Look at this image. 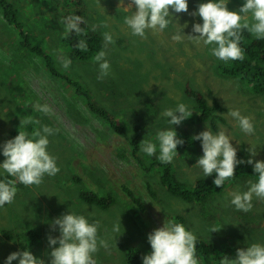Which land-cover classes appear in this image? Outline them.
Listing matches in <instances>:
<instances>
[{
	"label": "rangeland",
	"instance_id": "374dc122",
	"mask_svg": "<svg viewBox=\"0 0 264 264\" xmlns=\"http://www.w3.org/2000/svg\"><path fill=\"white\" fill-rule=\"evenodd\" d=\"M9 2L15 5L23 27L19 31L9 25L0 4V164L6 159L2 145L19 130L31 138L34 131L48 126L57 130L48 137V151L57 158L60 171L54 177L46 175L39 186H25L14 177L21 187H16L12 204L0 207V264H5L11 253L23 250L50 264L48 236L60 235L58 226L52 231L51 222L70 212L84 215L90 223L99 222L98 237L109 247H100L94 254L97 264H128L131 249H139L144 256L150 254L148 235L163 227L166 219L183 224L197 237V243L215 245L216 257L221 258L217 264H222L225 257L235 259L240 248L264 245V200L253 197L249 212L238 211L231 204L230 193L247 191L249 181L256 182L246 173L236 177L239 168L222 194L203 202L174 195L162 181L163 162L158 159V133L162 130H175L184 140L168 164L184 189L216 177L215 173L205 177L196 166L203 150L202 141L193 137L203 131L210 130L214 135L224 131L237 148L238 159L264 161V95H254L240 78L221 77L217 69L220 62L225 66L227 62L211 54L214 45L196 44L187 36L181 42L172 39L183 31L185 35H198L192 32V26L202 24L201 18L170 9L174 18L168 28L158 33L149 30L141 38L131 35L124 23L125 16L135 9L125 11L120 0ZM128 2L124 0L125 7ZM245 2L228 0L227 6L238 11ZM188 3L189 12H193L202 1ZM73 12L92 30L96 26L95 32L103 41L101 50L106 51L110 63V73L103 79L98 78L100 69L94 56L82 60L67 44L71 34L66 38L61 21ZM104 23L108 27H103ZM105 32L114 40L106 49ZM35 47L40 48L41 55L31 52ZM47 58L60 76L49 69ZM64 58L72 60L69 69L62 66ZM193 89L210 104L216 101L223 107L224 112L216 111L226 121L219 131L214 132L210 125H188L186 120L171 125L170 118L162 114L180 103L192 109ZM37 102L49 105L53 113L36 111L33 106ZM93 105L105 108L123 132L116 134L109 120L91 110ZM234 110L251 119L254 134H245L238 121L228 115ZM28 118L32 122L20 127L21 120ZM137 127L141 128L140 146L143 141L156 144L155 155L148 156L141 150L134 154L131 140L138 136ZM250 149L256 151L255 156ZM247 165L240 164V170L245 171ZM0 175L8 174L0 168ZM83 190L111 197L115 204L109 210L85 204L79 198ZM126 190L141 200L145 212L137 210ZM116 223H120L119 232L113 231ZM2 230L14 239H7Z\"/></svg>",
	"mask_w": 264,
	"mask_h": 264
},
{
	"label": "clouds",
	"instance_id": "9594fccd",
	"mask_svg": "<svg viewBox=\"0 0 264 264\" xmlns=\"http://www.w3.org/2000/svg\"><path fill=\"white\" fill-rule=\"evenodd\" d=\"M125 11L133 10L132 14L125 16L124 23L131 31V35L146 37L147 31L153 33L163 32L173 22L172 12L188 13L190 16L199 17L203 23H195L192 32L198 35H183L177 33L172 39L181 42L184 36L196 44L203 42L204 45H214L211 54L221 61L243 60L244 50L240 47L242 33L247 31L257 40H264V0H246L238 11L228 8V0H208L206 3L197 5V11L189 12L188 0H129L127 7L124 0H120ZM170 9L172 12H170ZM249 15L251 19H249ZM61 23L65 26L66 38L75 32L77 36L83 32L81 24L84 23L80 15L68 16ZM108 27L107 23L102 25ZM186 28L188 25H184ZM96 26H93V31ZM104 47L114 43L113 36L105 32ZM74 47L81 52L88 51V43L80 39ZM106 51H99L94 61L99 65V79H103L110 73V63L106 59ZM72 65L70 58L62 60L64 69ZM36 111L45 115H51L53 110L47 104L37 102L34 106ZM170 118L169 124L180 125L193 115L184 103H180L175 109L168 108L162 113ZM228 115L235 118L240 129L252 135L255 133L254 125L249 117L242 116L239 110L229 111ZM31 118L21 120V125L31 123ZM57 131L48 126H43L42 131L37 130L31 134L20 131L17 136L7 140L3 145V155L6 157L0 164V168L9 176L15 177L25 186H39L44 177L55 176L60 168L57 166V158L48 151L49 139ZM194 140L202 141L203 156L198 159L196 166L203 170L205 177L216 174L213 183L222 187L226 180L235 177L238 165L247 163L254 166V172L258 175L257 182L249 181V187L244 192L230 193L231 204L238 211L249 212L253 209V197L264 200V161H247L238 159L237 148L231 143V139L224 131L213 134L210 130L203 131L193 137ZM159 156L158 159L171 164L177 152L178 146L184 144L175 130H162L158 133ZM141 151L148 156L156 154L157 145L143 141ZM252 156L256 155L254 149H250ZM17 193L15 181H0V207L14 202ZM58 230L60 235L48 236L50 252V264H97L94 254L100 247L107 249L108 242L98 237L99 222L90 223L84 215L72 212L63 214L51 222L52 231ZM114 232L120 231V223L113 226ZM151 245V253L142 257L143 264H199L196 257L197 237L181 223L168 221L164 226L155 229L148 235ZM59 245L56 247V245ZM18 260L19 264H45L43 259L33 255L31 251L23 250L11 253L5 264H12ZM222 264H264V245L251 244L247 249L237 250L235 259L225 260Z\"/></svg>",
	"mask_w": 264,
	"mask_h": 264
},
{
	"label": "trees",
	"instance_id": "16d2710c",
	"mask_svg": "<svg viewBox=\"0 0 264 264\" xmlns=\"http://www.w3.org/2000/svg\"><path fill=\"white\" fill-rule=\"evenodd\" d=\"M9 1L10 0H0L2 13L9 25L21 31L23 26L18 21V14L14 7L15 5L13 2L11 3ZM68 1L75 2L76 0H64V3ZM78 1L80 2L81 0ZM201 1L202 3L208 2V0ZM75 14L76 13L73 12L72 16ZM80 26L83 29V32L80 34V36H77L73 31L71 36L68 38L67 44L73 49L77 57L82 60H89L93 56L95 57V55L101 51L103 48V41L99 34L93 31L87 24L82 23ZM80 39H83L88 43V51L81 52L78 48L74 47L79 43ZM25 40H28L27 36L25 37ZM240 47L244 50V59L234 61L230 60L231 63L228 61L226 66L220 62V65L217 69L218 74L225 78H240V80L244 81L245 84L250 88L254 95H264V40H257L252 34L244 31L242 33ZM31 52L37 55L42 54L40 48L38 47L32 48ZM47 64L53 74L60 76L59 72L53 66L49 58H47ZM190 96L194 101V107L189 109L193 115L186 119L187 124L192 126L210 125L214 132L219 131L220 125L225 124L226 121L224 116L221 115V113L216 114V111L224 112L223 107L216 101L210 104L199 91L194 89L190 92ZM91 110L103 117L105 120H109L112 126L111 128L116 134H121L123 132V129L116 125L115 118L112 117L105 108L100 109L96 105H93L91 106ZM138 128L139 130H137L135 133V135L137 134L138 136L133 137L131 140V146L133 147L134 154L141 150L139 134L141 128L137 127L136 129ZM162 165L163 183L169 187V190L174 195L183 197L189 202H203L217 194H222L229 185L228 180L225 181L222 187H217L213 183L214 180H199L193 187L184 189V187L178 184L173 177L171 167L167 163H163ZM241 167L243 166L238 165L237 168H239V172L238 174L236 172V177H238L240 174L246 173L245 175L250 176L257 182L258 175L254 172L253 165H247L245 167V171L240 170ZM75 180L78 182L76 178ZM0 181H15V187H21L19 182L17 185L15 178L9 175H0ZM126 192H128L127 197L134 203V205L137 207V210L142 213L145 212L146 207L141 202V200L138 199L130 190H126ZM79 198L83 203L98 207L101 210H109L115 204L111 197H102L93 191L83 190L79 193ZM2 231L3 235L7 239H14L10 232L6 233L4 230ZM216 250V246L213 244L205 245L204 242L197 243L196 257L198 258L199 264H217L215 263L216 260L221 258L216 257ZM143 256L144 255L139 249H131L127 254V263L143 264Z\"/></svg>",
	"mask_w": 264,
	"mask_h": 264
}]
</instances>
